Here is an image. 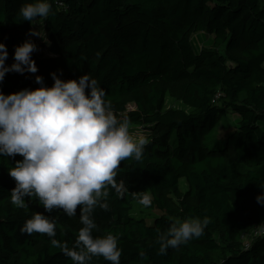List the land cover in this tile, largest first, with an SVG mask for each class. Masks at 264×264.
Instances as JSON below:
<instances>
[{"label":"trees","instance_id":"1","mask_svg":"<svg viewBox=\"0 0 264 264\" xmlns=\"http://www.w3.org/2000/svg\"><path fill=\"white\" fill-rule=\"evenodd\" d=\"M30 2L0 0V42L6 44L8 65L16 46L34 42L28 33L35 21L19 16ZM50 4L43 30L51 57L33 52L38 72L7 73L0 91L36 89V75L51 87L53 72L63 80L87 73L129 130H150L143 158L122 161L118 169L116 179L129 191L118 196L110 190L109 210L98 206L93 213V235L118 237L120 264H264V237L248 249L242 241L245 232L264 225V206L256 200L264 192V0ZM200 33L213 39L196 51L194 36ZM168 96L191 111L167 108ZM230 111L239 116L238 126L210 148L212 133ZM18 160L19 155L0 156V264H73L48 236L21 233L25 221L44 209L35 196L25 197L24 208L11 202L15 181L8 170ZM139 192L151 197L147 209L163 212L151 225L132 215L134 204H141ZM44 214L55 222L56 239L72 249L83 227L79 206L73 217L58 209ZM205 217L209 224L201 237L158 254L159 233L170 221ZM90 264L110 262L93 257Z\"/></svg>","mask_w":264,"mask_h":264},{"label":"clouds","instance_id":"2","mask_svg":"<svg viewBox=\"0 0 264 264\" xmlns=\"http://www.w3.org/2000/svg\"><path fill=\"white\" fill-rule=\"evenodd\" d=\"M51 13L50 0H33L19 10L22 20L31 24L47 20ZM28 35L49 43L36 27ZM37 50L31 39L25 40L15 47L14 63L8 65L6 44L0 42V83L10 72L37 73L32 59ZM50 75L54 81L51 87L36 75L35 83L40 85L36 89L25 88L7 95L0 91V156L22 157L8 170L15 181L11 202L24 208L25 197L35 196L44 209L27 219L20 231L48 236L52 246L62 249L73 264H90L93 257L120 264L118 237L111 233L94 236L97 225L93 213L98 206L109 210L110 190L118 196L129 191L123 180L117 181L118 169L129 158L141 160L148 141L142 135L131 134L129 122L117 117L105 99V90L89 74L70 80L61 79L56 72ZM137 198L142 205L151 203L147 192L137 193ZM256 200L264 206V192ZM78 206L83 227L69 249L56 239L55 222L44 213L58 209L73 217ZM208 224L206 217L170 221L168 229L159 233L158 254L166 255L169 248H179L201 237ZM139 255L145 258L143 251Z\"/></svg>","mask_w":264,"mask_h":264},{"label":"rangeland","instance_id":"3","mask_svg":"<svg viewBox=\"0 0 264 264\" xmlns=\"http://www.w3.org/2000/svg\"><path fill=\"white\" fill-rule=\"evenodd\" d=\"M43 23H44L43 20L35 21L33 27H36L38 30L44 33ZM194 38H195V43H194L195 49L196 51H199L202 44H204L206 41H209L210 39L211 40L213 39V35L207 34V33L206 34L200 33V34L195 35ZM34 43L37 45V49L40 54L46 57H51V54L48 51L49 43H45L44 40L36 36H34ZM166 107L175 108L178 110H185L187 112L191 111V108L187 107L182 102L172 99L169 96L167 97ZM128 109L129 110L134 109V106L130 105ZM238 120H239V116L232 111H230L226 117L222 118L220 120L219 125L216 127V129L212 133V140H210L209 142L210 148H214L215 145L222 143L226 135L230 131L232 132L233 130H235V128L238 126L237 124ZM130 132L134 137L142 135L144 136L146 140H148V138L150 137V130L143 126H133L131 127ZM180 186L183 192L187 190V183L185 179L181 180ZM132 215L136 218L145 219L147 224L151 225L154 223V221L157 218L163 215V212L158 209H147L145 205L134 204Z\"/></svg>","mask_w":264,"mask_h":264},{"label":"built area","instance_id":"4","mask_svg":"<svg viewBox=\"0 0 264 264\" xmlns=\"http://www.w3.org/2000/svg\"><path fill=\"white\" fill-rule=\"evenodd\" d=\"M219 98V97H217ZM264 237V225L254 226L250 231L242 235L243 245L246 249L251 247V244L257 239Z\"/></svg>","mask_w":264,"mask_h":264}]
</instances>
